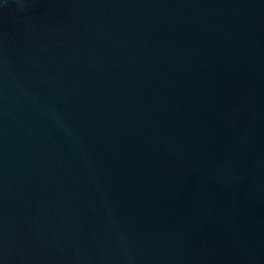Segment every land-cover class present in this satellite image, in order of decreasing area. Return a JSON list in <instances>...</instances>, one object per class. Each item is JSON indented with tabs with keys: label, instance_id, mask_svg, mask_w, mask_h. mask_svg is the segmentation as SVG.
<instances>
[{
	"label": "water",
	"instance_id": "95a60500",
	"mask_svg": "<svg viewBox=\"0 0 264 264\" xmlns=\"http://www.w3.org/2000/svg\"><path fill=\"white\" fill-rule=\"evenodd\" d=\"M0 264H264V0H0Z\"/></svg>",
	"mask_w": 264,
	"mask_h": 264
}]
</instances>
